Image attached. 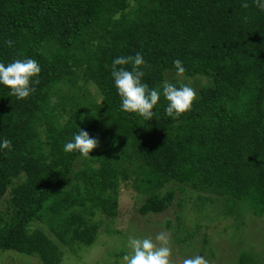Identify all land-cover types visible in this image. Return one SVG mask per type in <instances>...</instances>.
<instances>
[{"label": "trees", "instance_id": "trees-1", "mask_svg": "<svg viewBox=\"0 0 264 264\" xmlns=\"http://www.w3.org/2000/svg\"><path fill=\"white\" fill-rule=\"evenodd\" d=\"M247 2L0 0V62L41 67L27 99L0 85V139L12 144L0 150V251L60 264L94 244L98 215L117 217L125 193L158 214L174 185L197 193L198 218L264 217V11ZM138 51L150 88L198 80L190 111L167 117L163 96L151 120L120 110L111 62ZM79 128L98 141L87 158L63 151Z\"/></svg>", "mask_w": 264, "mask_h": 264}, {"label": "rangeland", "instance_id": "rangeland-1", "mask_svg": "<svg viewBox=\"0 0 264 264\" xmlns=\"http://www.w3.org/2000/svg\"><path fill=\"white\" fill-rule=\"evenodd\" d=\"M181 81L191 86L197 92L198 80L183 78ZM204 84V79L199 80ZM91 92L100 101L101 95L95 85H91ZM80 161L77 166H80ZM172 186V185H171ZM176 197L173 204L162 213L141 215L138 207L141 202L136 198L126 196L121 202V212L117 217L99 216L104 220L94 244L82 247L77 251L65 250L60 264H121V257L129 251L128 237H151L157 245L155 237L165 233L169 246L173 250L176 264H181L183 257L193 253H200L208 264H245L246 256L254 255L264 264V217L252 216L246 219L244 226L237 225L235 215L227 214L221 219L208 221L198 218L194 214L193 199L197 193L189 190L182 192L174 185ZM186 194V195H185ZM183 201V206L180 202ZM243 209V208H240ZM231 209H228V212ZM205 214V212H202ZM205 217V216H204ZM177 225L176 229H169L167 221ZM200 223L201 229H196ZM209 226H206L208 225ZM206 227H209L206 230ZM205 232L208 243H203ZM192 234L189 238L188 236ZM188 238V242L182 239ZM0 264H44L34 256H29L13 250L0 251ZM247 264V263H246Z\"/></svg>", "mask_w": 264, "mask_h": 264}, {"label": "clouds", "instance_id": "clouds-1", "mask_svg": "<svg viewBox=\"0 0 264 264\" xmlns=\"http://www.w3.org/2000/svg\"><path fill=\"white\" fill-rule=\"evenodd\" d=\"M253 3L259 10L264 11V0H253ZM241 7H249L247 0H242ZM5 44L12 47L14 42L6 40ZM173 63L177 74H182L184 72L182 61L175 60ZM126 65H130V69L125 67ZM145 65L146 61L139 51L134 56L120 55L112 59L110 74L120 98L121 111L151 120L156 114L154 109L161 96L167 101L164 108L167 117L176 119L192 109L196 92L191 86L182 84L178 87L165 80L162 88H150L142 79L145 74L143 71ZM40 72L41 67L33 58L14 59L9 63L0 62V85L6 86L17 100L27 99L35 92ZM97 146V139L79 128L78 132L64 143L63 151L78 152L87 158ZM11 147L10 140L0 139V150H11ZM155 240L159 242V245L151 237L129 236V251L121 257V264H176L167 235L159 233ZM181 264H208V261L200 253H193L183 257Z\"/></svg>", "mask_w": 264, "mask_h": 264}]
</instances>
